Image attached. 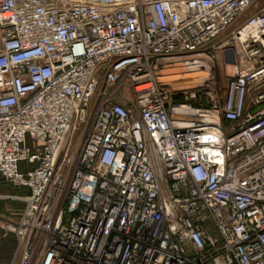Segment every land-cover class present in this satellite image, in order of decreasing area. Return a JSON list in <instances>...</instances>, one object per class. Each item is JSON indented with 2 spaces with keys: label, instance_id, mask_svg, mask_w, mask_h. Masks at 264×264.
Segmentation results:
<instances>
[{
  "label": "built area",
  "instance_id": "obj_1",
  "mask_svg": "<svg viewBox=\"0 0 264 264\" xmlns=\"http://www.w3.org/2000/svg\"><path fill=\"white\" fill-rule=\"evenodd\" d=\"M257 1L0 0L18 264H264V9L218 48L223 86L210 55Z\"/></svg>",
  "mask_w": 264,
  "mask_h": 264
},
{
  "label": "rangeland",
  "instance_id": "obj_2",
  "mask_svg": "<svg viewBox=\"0 0 264 264\" xmlns=\"http://www.w3.org/2000/svg\"><path fill=\"white\" fill-rule=\"evenodd\" d=\"M262 9H264V0H258L254 6L249 8L224 34L217 37V39H215L213 43L211 44L210 55L212 56V60H213L212 73H213V77L215 78V81L217 84H220L223 86L227 79V74L225 73L224 69H222V67L220 66L221 61H224L225 58L224 56H222V53L220 52L218 48L222 47V45L226 43H229V45L231 46L230 44L231 35L230 34L233 31H235L249 17L258 13ZM226 60H228L227 57H226ZM228 66H229L228 73H230L229 75H231L232 74L231 71L234 69L233 67H235V65L228 63ZM184 75H183L184 77L180 76L178 78H175L174 80L178 81V80L186 79V78L189 79V80L186 79L184 82L180 81L182 82V84L181 83L180 84L183 85V84H189V83L191 84L193 82L195 83L205 77V74L194 75V76L188 75V74H184ZM197 76H199V78H196ZM114 96L115 97L124 96V98L128 102L133 101V94L129 91H126V88L124 87H120L117 93H114L112 95V97ZM9 191L6 188L4 189V192H9ZM0 195H1V192H0ZM27 196H28V193L26 191H19L18 194H14L15 199L13 201V206H10L11 204L9 205V203H7L9 202L8 200L0 199V209H2L0 210V227L4 228L6 224L8 225L10 223L16 222V220L18 219L20 213L22 212L24 208L23 199ZM10 209L12 210L10 211ZM15 246H16V238H15ZM14 250L12 251L11 255L8 257L6 263H2V264H18L17 258L14 257Z\"/></svg>",
  "mask_w": 264,
  "mask_h": 264
},
{
  "label": "crops",
  "instance_id": "obj_3",
  "mask_svg": "<svg viewBox=\"0 0 264 264\" xmlns=\"http://www.w3.org/2000/svg\"><path fill=\"white\" fill-rule=\"evenodd\" d=\"M5 188L8 191L9 190L10 191L4 192ZM19 191H26L27 193H29L27 189H23V188L17 189L5 183L4 181L0 180V192H1L0 199L8 200L9 202L7 203H9V205L11 204L10 206H13V201L15 199L14 194H18ZM11 210L12 209H10V211ZM9 245H15V236L12 233L7 232L4 228L0 227V253H2L4 250L5 251L9 250L10 248Z\"/></svg>",
  "mask_w": 264,
  "mask_h": 264
},
{
  "label": "bare ground",
  "instance_id": "obj_4",
  "mask_svg": "<svg viewBox=\"0 0 264 264\" xmlns=\"http://www.w3.org/2000/svg\"><path fill=\"white\" fill-rule=\"evenodd\" d=\"M222 60V59H221ZM231 68V67H230ZM226 73L229 75L230 73H228V68L226 69ZM231 73H232V71H231ZM170 75L168 76V79H167V81H169V82H174V81H176V80H174L175 78H178V77H180V76H183L185 73L184 72H181L180 70H177V71H171L170 73H169ZM185 76V75H184ZM183 76V77H184ZM187 79V78H186ZM186 79H181V80H178V81H176V82H180V81H182V82H184ZM187 80H189V79H187ZM182 82H180V83H182Z\"/></svg>",
  "mask_w": 264,
  "mask_h": 264
},
{
  "label": "trees",
  "instance_id": "obj_5",
  "mask_svg": "<svg viewBox=\"0 0 264 264\" xmlns=\"http://www.w3.org/2000/svg\"><path fill=\"white\" fill-rule=\"evenodd\" d=\"M10 246V248H9V250H4L2 253H0V264H2V263H6V261H7V259H8V257L11 255V253H12V251L14 250V248H15V245H9Z\"/></svg>",
  "mask_w": 264,
  "mask_h": 264
}]
</instances>
